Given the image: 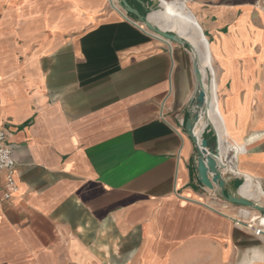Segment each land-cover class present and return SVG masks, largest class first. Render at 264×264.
Masks as SVG:
<instances>
[{
    "label": "crops",
    "instance_id": "crops-1",
    "mask_svg": "<svg viewBox=\"0 0 264 264\" xmlns=\"http://www.w3.org/2000/svg\"><path fill=\"white\" fill-rule=\"evenodd\" d=\"M111 1L0 0V129L16 183L0 195V264H264L251 229L264 215L229 209L197 179L192 52ZM127 1L142 15L185 5L206 43L199 136L218 141L223 192L264 204L260 0Z\"/></svg>",
    "mask_w": 264,
    "mask_h": 264
},
{
    "label": "water",
    "instance_id": "water-1",
    "mask_svg": "<svg viewBox=\"0 0 264 264\" xmlns=\"http://www.w3.org/2000/svg\"><path fill=\"white\" fill-rule=\"evenodd\" d=\"M119 8L117 11L127 20L134 23L140 29L145 31L150 36L155 37L153 34L160 36V40L165 45L168 41L178 42L182 44H187L189 49L193 54V71L195 75L196 85L192 99L190 101L191 110L188 119L185 122L184 132L186 136L192 141L195 147V162L194 168L196 171L197 179L199 183L212 190L215 186L221 189V196L227 203L237 207V208H248L256 210L261 215H264V204H262L259 199L255 200L250 197L243 196L241 194H231L224 193L223 189L225 184L222 178L220 167L224 166L223 162L218 160V141L215 139V144L210 147L205 138L195 135L194 126L199 121L200 115L207 117V109L209 108V100L207 99L206 89L204 87L203 79L198 71V55L194 47L185 41L178 33L168 30H162L157 24L149 21L148 14H140L137 9L128 3L127 0H116ZM130 16L136 17L137 21L130 19ZM169 49L170 46L167 45ZM257 185H259L261 191L264 193V180H257ZM237 221L236 219H234Z\"/></svg>",
    "mask_w": 264,
    "mask_h": 264
},
{
    "label": "bare ground",
    "instance_id": "bare-ground-1",
    "mask_svg": "<svg viewBox=\"0 0 264 264\" xmlns=\"http://www.w3.org/2000/svg\"><path fill=\"white\" fill-rule=\"evenodd\" d=\"M112 3L114 7L118 8V5L116 4V0H115V3L114 2ZM174 3H177V2H174ZM148 19L152 23H155L154 21H157L158 27L162 30H170V31H174L178 33L179 35L184 37V39H186V41H188L190 45L194 47L198 55V66H197L198 71L200 72L202 76V68H201L200 55H199L198 49L203 48L205 50L206 43L204 41V38H202L201 36V32L199 28L197 27L195 20L190 15V13L187 11L185 5H182V4L171 5V4L164 2L162 4L161 9L148 14ZM153 35L157 37L158 39H161L160 36L156 34H153ZM167 43H168L167 45H169L171 48V43L173 42L168 41ZM202 54H203V59L201 62H202V65L204 66L207 64V59L204 55V52ZM215 105L216 103L212 102L211 110L214 113V117H215L213 118L212 121L214 122L216 120ZM200 132H201V121L197 122V124L194 127L195 135L199 136ZM241 190L244 191V189H241Z\"/></svg>",
    "mask_w": 264,
    "mask_h": 264
},
{
    "label": "built area",
    "instance_id": "built-area-1",
    "mask_svg": "<svg viewBox=\"0 0 264 264\" xmlns=\"http://www.w3.org/2000/svg\"><path fill=\"white\" fill-rule=\"evenodd\" d=\"M258 6L264 11V0H260ZM0 172L2 173V182L0 183L1 199L8 200L16 189L14 178L15 160L11 145L8 142L7 132L3 128L0 129ZM251 229L254 235L264 238V231L260 227Z\"/></svg>",
    "mask_w": 264,
    "mask_h": 264
},
{
    "label": "rangeland",
    "instance_id": "rangeland-1",
    "mask_svg": "<svg viewBox=\"0 0 264 264\" xmlns=\"http://www.w3.org/2000/svg\"><path fill=\"white\" fill-rule=\"evenodd\" d=\"M158 8H159V7H158ZM155 9H157V8H155ZM147 13H149V12H147ZM147 13H146V14H147ZM229 209H233L234 211H236V210H237V207H235V206H233V205L230 204Z\"/></svg>",
    "mask_w": 264,
    "mask_h": 264
}]
</instances>
